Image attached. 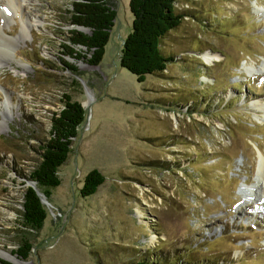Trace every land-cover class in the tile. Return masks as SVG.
Segmentation results:
<instances>
[{"label": "rangeland", "instance_id": "rangeland-1", "mask_svg": "<svg viewBox=\"0 0 264 264\" xmlns=\"http://www.w3.org/2000/svg\"><path fill=\"white\" fill-rule=\"evenodd\" d=\"M129 1L110 0L115 25L102 62L89 65L64 56L72 0H21L18 11L0 0V259L264 264V0L179 2L203 24L186 16L163 44L178 60L141 83L120 65ZM64 93L86 116L34 236L20 221L26 176ZM95 168L106 180L82 197ZM22 236H34L27 260L14 253Z\"/></svg>", "mask_w": 264, "mask_h": 264}, {"label": "trees", "instance_id": "trees-1", "mask_svg": "<svg viewBox=\"0 0 264 264\" xmlns=\"http://www.w3.org/2000/svg\"><path fill=\"white\" fill-rule=\"evenodd\" d=\"M182 0H130L129 7L133 15L132 29L121 48L120 65L144 82L147 75L163 76L169 64L178 60V55L163 49L164 39L182 26L186 16L199 19L202 16L189 14L188 10L178 8ZM194 8V6H193ZM70 23L68 41L63 44L64 56L89 65H99L105 55L106 46L115 25L117 13L110 0H72L69 10ZM86 29L88 31H86ZM85 49V50H84ZM70 70L78 72L75 64L60 59ZM59 111L53 113L50 137L40 146L41 161L26 176L36 183L48 199L50 189L61 184L60 167L65 164L73 150L74 139L85 120L86 111L82 103L64 93ZM106 177L98 169H92L84 178L80 189L82 197L95 194L105 182ZM21 225L24 231L36 235L45 224L48 216L46 204L32 186L25 188ZM33 236V239H34ZM33 239L22 236L21 245L14 253L27 260L32 249ZM3 264H14L0 259ZM131 264H159L152 259H139Z\"/></svg>", "mask_w": 264, "mask_h": 264}, {"label": "bare ground", "instance_id": "bare-ground-1", "mask_svg": "<svg viewBox=\"0 0 264 264\" xmlns=\"http://www.w3.org/2000/svg\"><path fill=\"white\" fill-rule=\"evenodd\" d=\"M5 4H4V11H10V10H13V11H18L19 8H21V0H4ZM5 13V12H4ZM35 25H39V21L38 20H35ZM4 31L0 28V36L3 40H5V38L3 37L4 35ZM5 36V35H4ZM7 47H11V45L8 43ZM207 60H215L217 57L219 56H216L215 54L213 55H210V54H206L204 56ZM258 184H259V187H261V190L264 188V156H262V160L260 162V174H259V177H258ZM258 189V188H257ZM257 190L255 191V194H257ZM261 197V196H260ZM259 197V198H260ZM140 214V213H139ZM141 215V214H140ZM142 216V215H141Z\"/></svg>", "mask_w": 264, "mask_h": 264}, {"label": "water", "instance_id": "water-1", "mask_svg": "<svg viewBox=\"0 0 264 264\" xmlns=\"http://www.w3.org/2000/svg\"><path fill=\"white\" fill-rule=\"evenodd\" d=\"M82 105H83V104H82ZM29 186H32V187H34V188L36 189L37 193L40 195L41 200H42V202H43L44 204H48V200H47L45 194H44L42 191H40V189L38 188V186L36 185L35 182L30 181ZM14 263H15V262H14ZM15 264H16V263H15Z\"/></svg>", "mask_w": 264, "mask_h": 264}]
</instances>
